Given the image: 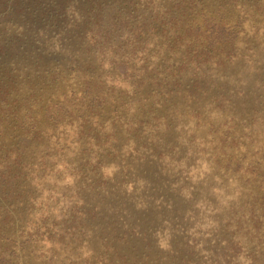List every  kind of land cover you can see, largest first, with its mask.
Masks as SVG:
<instances>
[{
    "label": "rangeland",
    "instance_id": "1",
    "mask_svg": "<svg viewBox=\"0 0 264 264\" xmlns=\"http://www.w3.org/2000/svg\"><path fill=\"white\" fill-rule=\"evenodd\" d=\"M0 264H264V0H0Z\"/></svg>",
    "mask_w": 264,
    "mask_h": 264
},
{
    "label": "clouds",
    "instance_id": "2",
    "mask_svg": "<svg viewBox=\"0 0 264 264\" xmlns=\"http://www.w3.org/2000/svg\"><path fill=\"white\" fill-rule=\"evenodd\" d=\"M107 66L108 65L106 64L105 67H107ZM112 171H114V169H106L105 170L106 175L110 176L112 174ZM203 171H205V172L206 171H210V169L208 168L207 164L203 165ZM229 199H231V197H229ZM157 235L159 236L160 234L158 233ZM159 243H160V246L162 248H167L169 246L168 243H167V236L166 235L165 236H161ZM241 259H243V258H241Z\"/></svg>",
    "mask_w": 264,
    "mask_h": 264
}]
</instances>
